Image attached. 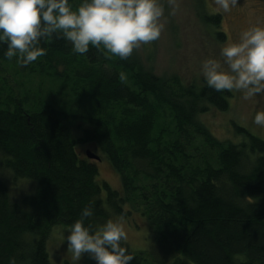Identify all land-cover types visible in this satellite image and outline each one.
<instances>
[{
	"label": "trees",
	"instance_id": "16d2710c",
	"mask_svg": "<svg viewBox=\"0 0 264 264\" xmlns=\"http://www.w3.org/2000/svg\"><path fill=\"white\" fill-rule=\"evenodd\" d=\"M83 2L69 0L73 10ZM201 8L221 43V14ZM40 46L47 54L21 67L0 45V170L13 183L0 176V264H54L51 230L89 205L85 225L97 230L112 215L145 219L148 252L122 242L131 264H264V139L231 122L238 140L222 141L200 118L209 106L226 110L229 92L158 76L135 53ZM82 144L100 160L81 156ZM102 159L119 188L99 179ZM26 179L28 191L10 193Z\"/></svg>",
	"mask_w": 264,
	"mask_h": 264
},
{
	"label": "clouds",
	"instance_id": "9594fccd",
	"mask_svg": "<svg viewBox=\"0 0 264 264\" xmlns=\"http://www.w3.org/2000/svg\"><path fill=\"white\" fill-rule=\"evenodd\" d=\"M175 15L177 0H167ZM219 9L229 12L238 0H214ZM164 7L157 0H84L73 10L69 0H0V45L5 56L26 67L47 54L41 43L62 39L74 54L83 55L90 46L105 55L131 58L134 49L159 39L163 25L158 23ZM222 61L202 63L206 86L216 92H239L245 101L264 95V27L242 32L239 43L220 52ZM118 79L127 84L120 72ZM253 123L264 128V111ZM93 216L92 206L82 209L80 218L66 229L65 241L74 264L87 254L96 264H131L135 258L122 246L127 241L124 227L108 220L98 230L85 221ZM10 264H16L12 258Z\"/></svg>",
	"mask_w": 264,
	"mask_h": 264
},
{
	"label": "rangeland",
	"instance_id": "374dc122",
	"mask_svg": "<svg viewBox=\"0 0 264 264\" xmlns=\"http://www.w3.org/2000/svg\"><path fill=\"white\" fill-rule=\"evenodd\" d=\"M157 2L164 7V15L158 21L163 25L161 35L158 40L134 49L133 53L139 56V61L144 67L158 76L177 75L186 82L200 83L204 79L203 61L207 59L222 61L220 52L223 47L231 43H239L242 32L251 27H264V0H238V4L229 12L219 9L214 0H177L178 9L175 15H169L171 9L167 0H157ZM202 6H205L207 13L221 14L219 29L224 33L221 43L213 38V28L200 21L198 14ZM229 94L226 110L209 106L207 112L200 115L210 132L222 141L238 140L231 125V122H234L264 139V128L253 123L255 114L264 111V95L245 101L239 92H229ZM87 148L91 150L92 146L79 145L77 152L84 156V150ZM95 163L99 179L105 180L111 188H119L118 175L110 164L103 159ZM0 176L8 186L13 185L11 178L3 170H0ZM24 181L25 183H16L15 186L18 187L10 193L28 191L30 180ZM108 220L118 222L124 227L128 237L124 242L132 251L148 252L153 241V231L147 226L145 219L133 214L129 218L112 215ZM66 229L56 226L51 230L47 250L54 264H74L71 259L72 254L67 250V244L64 242ZM146 259L150 263V259L148 257ZM91 260L85 254L79 264H90Z\"/></svg>",
	"mask_w": 264,
	"mask_h": 264
},
{
	"label": "water",
	"instance_id": "95a60500",
	"mask_svg": "<svg viewBox=\"0 0 264 264\" xmlns=\"http://www.w3.org/2000/svg\"><path fill=\"white\" fill-rule=\"evenodd\" d=\"M85 154L87 156V158H91V159H95V160H100L99 156H97L96 154L92 153L90 150H85Z\"/></svg>",
	"mask_w": 264,
	"mask_h": 264
}]
</instances>
